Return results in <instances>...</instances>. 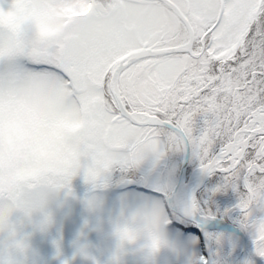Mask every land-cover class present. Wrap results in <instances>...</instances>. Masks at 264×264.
<instances>
[{
    "label": "snow or ice",
    "instance_id": "obj_1",
    "mask_svg": "<svg viewBox=\"0 0 264 264\" xmlns=\"http://www.w3.org/2000/svg\"><path fill=\"white\" fill-rule=\"evenodd\" d=\"M62 2L87 18L104 0ZM21 3L0 9V201L8 205L0 227L31 202V192L10 185L15 175L36 174L40 135L54 139L53 159L68 156L66 187L82 157L95 182L148 152L191 150L202 171L243 194L239 208L250 219L264 193V0H155L151 42L112 44L76 61L59 42L33 40ZM108 4L137 12L134 0ZM119 235L136 239L127 228ZM255 244L264 257V223Z\"/></svg>",
    "mask_w": 264,
    "mask_h": 264
},
{
    "label": "rangeland",
    "instance_id": "obj_2",
    "mask_svg": "<svg viewBox=\"0 0 264 264\" xmlns=\"http://www.w3.org/2000/svg\"><path fill=\"white\" fill-rule=\"evenodd\" d=\"M12 3L13 0H0V9L8 11ZM134 3L135 14L109 4L90 10L87 17L97 13L100 16L83 31L77 30L82 18L72 20L66 27L72 18L62 0H22L20 8L24 23L36 34L35 42H59L67 56L76 61L112 44L138 49L151 42L155 38V1ZM21 64L31 70L26 62ZM36 146V174L15 175L10 185L13 191L31 192V202L26 210L13 209L8 213L0 227V264H227L228 257L237 250L229 233L208 230L205 239L201 232H194L195 224L167 211L163 196L176 183L183 151L161 148L148 152L136 165L149 174H135L130 168L117 172L112 168L102 171L95 182L86 179L91 160L82 157L80 170L66 187L68 156L59 153L52 158L57 148L48 135L38 136ZM188 166L190 172L182 181L193 189L190 177L201 166L191 150ZM112 179L113 185L103 184ZM224 185V178L220 177L218 182L208 183L200 198L194 195L197 211L209 218L224 217L244 228V264H264L255 244L257 227L264 223V193L245 221L243 214L239 215L243 194ZM0 207L7 209V202L0 201ZM173 223L189 231L176 228ZM125 228L134 231V241L121 239L119 233ZM153 238L159 242L155 249L151 246Z\"/></svg>",
    "mask_w": 264,
    "mask_h": 264
},
{
    "label": "water",
    "instance_id": "obj_3",
    "mask_svg": "<svg viewBox=\"0 0 264 264\" xmlns=\"http://www.w3.org/2000/svg\"><path fill=\"white\" fill-rule=\"evenodd\" d=\"M149 1H155V0H149ZM69 25H71V22H69L66 25V27H68ZM189 152H190V150H184L183 151V156L181 157V161H180L179 168H178L176 183L173 186L170 193L168 195H165V197H164L165 203H166L167 207L171 211L176 213L179 217L195 224L197 226V229L194 230V232H197L198 234L200 233V227L201 226H205L208 230H223L227 233H229V232L235 233L239 237V239H241V244H240V248L238 249L237 253L234 256L232 255L231 257H228V259H227V264H233L238 259L245 256L246 252H247V238H246V235H245V233L241 227H239L235 223H232L230 221H226L223 219H220V220L225 222V224H223V225H218V224H215L213 222L205 221L202 219L205 216H202V215H199L198 217L193 216L191 214H188V213L181 211L179 209V207L172 206L169 204V200L175 197L177 191L179 190L180 184H181L183 178L185 177V173H186V169H187V165H188ZM208 175H209V173L206 172L205 175L202 177L200 183L194 189H192L191 194H190L191 196L195 195L196 191L203 185V183L206 180ZM185 200H186V198L181 199L179 201V205H181ZM214 219H218V218H214ZM206 254L208 255V252H206Z\"/></svg>",
    "mask_w": 264,
    "mask_h": 264
},
{
    "label": "bare ground",
    "instance_id": "obj_4",
    "mask_svg": "<svg viewBox=\"0 0 264 264\" xmlns=\"http://www.w3.org/2000/svg\"><path fill=\"white\" fill-rule=\"evenodd\" d=\"M205 173L206 172L202 171V169L200 168V171L198 173H193L191 175L190 181L193 182L195 187L200 183V181H201L202 177L205 175ZM191 191H192V189L190 187H187V185H185L182 181L180 184L179 190L177 191L176 196L169 200V204L172 206L179 207V209L185 213H188V214H191L193 216L198 217L200 214L194 205L193 196L190 195ZM179 197H181V199L186 198V200L181 205H179V201L181 200L180 199L178 201ZM202 219L205 221L213 222V223L218 224V225L225 224V222L220 220V219H214V218H208V217H203ZM200 232L203 235V237L206 239L208 236V229L205 226H201ZM229 234L231 237H233L235 239V241L237 243V250L233 254V256H234L237 253L238 249L240 248V239L235 233L229 232ZM245 258H246V256H243L242 258L238 259L233 264H244Z\"/></svg>",
    "mask_w": 264,
    "mask_h": 264
},
{
    "label": "trees",
    "instance_id": "obj_5",
    "mask_svg": "<svg viewBox=\"0 0 264 264\" xmlns=\"http://www.w3.org/2000/svg\"><path fill=\"white\" fill-rule=\"evenodd\" d=\"M103 5H105V6H108V0H104V3H103ZM68 13H70V14H74V13H78V12H68ZM71 18H73V19H78L79 17H82V16H73V15H71L70 16ZM189 159H190V153H189V158H188V161H189ZM129 168L131 169V172L133 171L135 174L137 173V174H140V175H143V174H146V173H148L149 174V172L148 171H145L144 169H142L140 166H138V165H133V166H130V167H124V168H116V167H114V171H117V172H124L126 169H128L129 170ZM190 167L187 165V169H186V174H188L189 172H190ZM154 172H158V169H154ZM160 173V172H159ZM131 176H133V175H131ZM134 176H136V175H134ZM139 176V175H138ZM220 177H223L222 176V174L220 175L219 173H215V174H211V175H209L207 178H206V180H205V182L203 183V185L196 191V193H195V195L198 197V198H200V196H201V194L205 191V189H206V187H208V183L209 182H211V181H215V182H218L219 181V179H220ZM111 182H113V179L112 180H110L109 181V183H107V182H104L103 184H105V185H107V184H112L113 185V183H111ZM152 194H154V195H156V193L155 192H153V191H150ZM200 206V205H199ZM165 207L167 208V211L169 212V213H171V214H174L175 216H177L175 213H173L172 211H170L169 210V208L165 205ZM239 215H242V213L240 212V214ZM223 219H225V220H228V219H226V218H224L223 217ZM237 224V223H236ZM173 225L174 226H177V227H180L182 230H187V229H185L184 227H182L180 224H178L177 225V223H173ZM242 228V227H241ZM243 229V231L245 232V235L247 234V232L245 231V229L244 228H242Z\"/></svg>",
    "mask_w": 264,
    "mask_h": 264
},
{
    "label": "clouds",
    "instance_id": "obj_6",
    "mask_svg": "<svg viewBox=\"0 0 264 264\" xmlns=\"http://www.w3.org/2000/svg\"><path fill=\"white\" fill-rule=\"evenodd\" d=\"M100 16L99 13H97L95 16L87 17V18H82V22L77 26V30L83 31L90 26L94 25L97 22V18ZM145 35H148L149 37L151 36V33H145ZM33 40L36 41L37 37L36 34L33 33ZM67 50H65L66 53ZM114 159V158H113Z\"/></svg>",
    "mask_w": 264,
    "mask_h": 264
},
{
    "label": "flooded vegetation",
    "instance_id": "obj_7",
    "mask_svg": "<svg viewBox=\"0 0 264 264\" xmlns=\"http://www.w3.org/2000/svg\"><path fill=\"white\" fill-rule=\"evenodd\" d=\"M71 15H73V16H80L78 13H74V14H70L69 13V16H71ZM80 18H83V17H79L78 19H80ZM72 20H74V19L72 18L70 21L72 22ZM8 264H10V262Z\"/></svg>",
    "mask_w": 264,
    "mask_h": 264
}]
</instances>
